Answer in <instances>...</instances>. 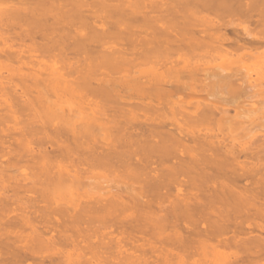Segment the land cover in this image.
I'll list each match as a JSON object with an SVG mask.
<instances>
[{
  "label": "bare ground",
  "instance_id": "1",
  "mask_svg": "<svg viewBox=\"0 0 264 264\" xmlns=\"http://www.w3.org/2000/svg\"><path fill=\"white\" fill-rule=\"evenodd\" d=\"M0 45V264H264V0H0Z\"/></svg>",
  "mask_w": 264,
  "mask_h": 264
},
{
  "label": "rangeland",
  "instance_id": "2",
  "mask_svg": "<svg viewBox=\"0 0 264 264\" xmlns=\"http://www.w3.org/2000/svg\"><path fill=\"white\" fill-rule=\"evenodd\" d=\"M1 46V45H0ZM231 112V111H230ZM232 113H234L233 111H232ZM232 113H229L230 115L232 114ZM233 115V114H232ZM263 123V122H262ZM261 126V125H260ZM263 126H264V124H263ZM261 128V127H260ZM261 129H263L264 130V128H261ZM258 131V130H257ZM257 133V136H260V131H258V132H256ZM47 150L48 151H50L51 150V148H47ZM27 170V169H26ZM98 171V170H97ZM97 171H95V172H97ZM21 172H24L25 173V168L21 171ZM29 171H26V173H28ZM98 173H100L101 174V176H103V174H104V176L103 177H105L106 176V174H107V172H105L104 170L103 171H99ZM22 174V173H21ZM103 177L102 178H100V179H103ZM108 177V179H109V176H107ZM106 178V177H105ZM99 179V180H100ZM105 180H107V179H105ZM101 181V180H100ZM100 181H98V182H100ZM105 184V183H104ZM100 185V184H99ZM101 185H102V183H101ZM100 185V186H101ZM102 187V186H101ZM96 190V189H95ZM97 191V190H96ZM101 191V190H100ZM95 192V191H94ZM52 202V201H51Z\"/></svg>",
  "mask_w": 264,
  "mask_h": 264
}]
</instances>
